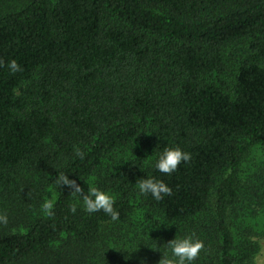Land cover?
<instances>
[{"label":"trees","instance_id":"16d2710c","mask_svg":"<svg viewBox=\"0 0 264 264\" xmlns=\"http://www.w3.org/2000/svg\"><path fill=\"white\" fill-rule=\"evenodd\" d=\"M0 64V264H158L187 234L193 264H255L264 0H0ZM166 147L191 154L168 175ZM61 174L111 193L119 219ZM149 176L171 194H140Z\"/></svg>","mask_w":264,"mask_h":264},{"label":"clouds","instance_id":"9594fccd","mask_svg":"<svg viewBox=\"0 0 264 264\" xmlns=\"http://www.w3.org/2000/svg\"><path fill=\"white\" fill-rule=\"evenodd\" d=\"M2 66V64H0ZM7 68L10 73L22 71L21 65L15 59H11L7 63ZM74 153L77 157L83 159L84 153L79 148L74 147ZM191 159V154L183 151L179 147H166L160 152L155 161L152 162L153 168L161 174L174 173L181 163H188ZM56 183L61 186H66L69 191L75 194L82 195V207L87 213L103 212L112 221L119 219V212L114 208L115 199L113 195L107 191L97 187H92L87 193L76 180L69 179L66 175H59ZM137 190L142 195H150L155 201L162 200L165 196L171 194V188L168 187L162 180L155 177L142 178L136 182ZM53 204L51 201H45L42 204L43 211L51 216ZM70 211H76V205H72ZM0 223H7V216L0 214ZM169 250L167 254H162L158 264H193L197 259L201 250L204 248L202 240L196 238L192 234L184 235L180 238H173L165 244Z\"/></svg>","mask_w":264,"mask_h":264},{"label":"rangeland","instance_id":"374dc122","mask_svg":"<svg viewBox=\"0 0 264 264\" xmlns=\"http://www.w3.org/2000/svg\"><path fill=\"white\" fill-rule=\"evenodd\" d=\"M257 164H258L257 160L254 159L252 161H249L248 167H256ZM255 240L258 243L259 250L254 257V263L255 264H264V237H257Z\"/></svg>","mask_w":264,"mask_h":264}]
</instances>
